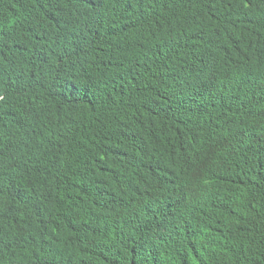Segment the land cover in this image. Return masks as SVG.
I'll list each match as a JSON object with an SVG mask.
<instances>
[{
  "label": "trees",
  "instance_id": "trees-1",
  "mask_svg": "<svg viewBox=\"0 0 264 264\" xmlns=\"http://www.w3.org/2000/svg\"><path fill=\"white\" fill-rule=\"evenodd\" d=\"M0 264H264V0H0Z\"/></svg>",
  "mask_w": 264,
  "mask_h": 264
}]
</instances>
